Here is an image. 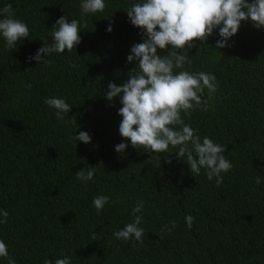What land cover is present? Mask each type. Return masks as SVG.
<instances>
[{
    "label": "trees",
    "instance_id": "1",
    "mask_svg": "<svg viewBox=\"0 0 264 264\" xmlns=\"http://www.w3.org/2000/svg\"><path fill=\"white\" fill-rule=\"evenodd\" d=\"M143 2L105 0L104 12L85 15L82 0H0V10L11 4L14 18L30 31L14 50L0 35V212L9 213L0 240L16 264H43L45 258L54 264L64 255L71 264H264V27L241 21L229 46L219 49L217 28L188 50L192 63L184 70L211 73L218 84L211 99L205 89L207 110L202 101L190 117L181 113L201 140L208 136L225 146L233 168L217 187L204 169L193 177L178 149L137 150L119 133L123 105L105 93L138 66L127 56L144 35L126 11ZM61 16L86 25L81 42L71 53L42 54L51 64L37 65L29 57L52 43ZM170 50L157 51L164 56ZM49 97L72 105L65 115L75 117L71 123L56 117L45 104ZM81 131L90 143L70 139ZM120 143L127 145L122 154L115 151ZM93 166L92 180L76 178ZM101 195L110 203L97 213L92 201ZM140 201L143 211L136 215H143L145 233L143 244L132 246L113 233L134 221ZM188 215L194 217L191 229ZM172 221L176 227L169 232ZM0 264L8 260L0 257Z\"/></svg>",
    "mask_w": 264,
    "mask_h": 264
},
{
    "label": "clouds",
    "instance_id": "2",
    "mask_svg": "<svg viewBox=\"0 0 264 264\" xmlns=\"http://www.w3.org/2000/svg\"><path fill=\"white\" fill-rule=\"evenodd\" d=\"M105 7V0H82L80 5L85 15L102 13ZM126 12L132 25L142 30L144 40L134 44L127 56L129 63L138 61V66L129 71V79L121 86L110 82L105 93L109 102L119 96L123 105L118 110L122 116L120 135L128 138L133 148L145 152L168 153L170 146L178 149L175 152L177 158L186 162L193 177L200 175L201 169H204L208 180L215 179L219 187L224 180L222 173L226 174L233 168L225 158V146L213 142L208 136L201 140L198 130L181 117L182 112L185 117H190L202 101L204 110H207L208 101L203 100L205 89L211 99L218 91V84L211 73L184 70L186 64L192 63L188 50L196 46L194 41H206L217 28L221 38L216 42L219 49L229 46L228 40L238 32L241 21L250 20L258 29L264 27V0H252L251 3L248 0H144L143 3H133ZM0 15L4 16L0 19V35L6 41V49L14 50L17 41L22 43L24 39H29V27L14 18L11 4L0 10ZM83 27L86 25H81L77 19L68 22V16H61L53 25L52 43L44 42L29 60H36L37 65L42 61L51 64L50 59H42V54L50 57L53 53H65L66 49L71 53L81 42L79 32ZM107 31H112L111 24ZM169 46L171 50L167 55L158 54V49L163 51ZM71 66L77 67L75 64ZM174 69L181 71L174 72ZM27 87L31 88V85ZM45 104L54 108L56 117L66 124L75 118L65 119L72 105L64 99L49 97L45 99ZM70 139L85 144L91 142L90 135L83 131ZM126 148L125 143H120L115 151L122 154ZM100 165L103 166V163ZM95 172L96 166L87 171H77L76 178L86 183L93 179ZM256 183L259 184L260 180L257 179ZM92 203L99 213L110 203V198L97 196ZM143 207L144 202H138L132 209L134 221L113 233L117 240L133 241L132 246L137 242L143 244L145 229L140 225L144 218L143 215H136L142 213ZM0 216L4 217L0 224L8 222L7 211L0 212ZM193 221V216L185 217L189 229ZM175 227L176 222L172 221L171 228L167 230L170 232ZM164 230H160L161 239ZM0 257L6 258L8 264H16L3 240H0ZM43 264H53V261L45 258ZM54 264H71V258L64 255L55 259Z\"/></svg>",
    "mask_w": 264,
    "mask_h": 264
}]
</instances>
